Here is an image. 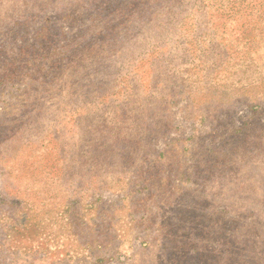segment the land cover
Wrapping results in <instances>:
<instances>
[{"label":"rangeland","instance_id":"rangeland-1","mask_svg":"<svg viewBox=\"0 0 264 264\" xmlns=\"http://www.w3.org/2000/svg\"><path fill=\"white\" fill-rule=\"evenodd\" d=\"M0 264H264V0H0Z\"/></svg>","mask_w":264,"mask_h":264}]
</instances>
